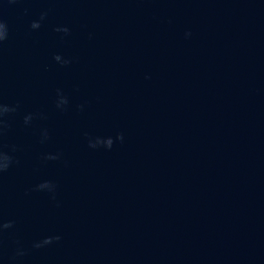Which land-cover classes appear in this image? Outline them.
<instances>
[{
    "label": "water",
    "instance_id": "water-1",
    "mask_svg": "<svg viewBox=\"0 0 264 264\" xmlns=\"http://www.w3.org/2000/svg\"><path fill=\"white\" fill-rule=\"evenodd\" d=\"M0 264H264V0H0Z\"/></svg>",
    "mask_w": 264,
    "mask_h": 264
}]
</instances>
